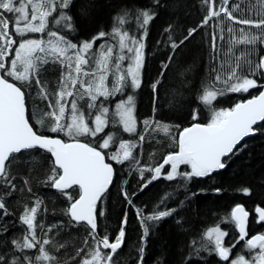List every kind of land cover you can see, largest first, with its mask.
Instances as JSON below:
<instances>
[{
    "label": "trees",
    "instance_id": "trees-1",
    "mask_svg": "<svg viewBox=\"0 0 264 264\" xmlns=\"http://www.w3.org/2000/svg\"><path fill=\"white\" fill-rule=\"evenodd\" d=\"M56 4V10L48 16L45 32H30L27 37L46 36L52 31L80 45L83 41H91L100 32H105L108 35L95 40L93 51L99 54L112 48V58L108 62L107 79L111 83L109 90L115 79L113 73L116 57L121 54L126 57L120 62L121 70H126L133 56L127 48L121 52L120 33L127 32L129 37L136 39L143 37L145 70L142 85L146 84L150 89L149 110L144 114L143 121L140 120L139 113L136 114V136L132 137L122 130L118 132L130 143L127 160L123 163L112 161L108 150H104L107 160L114 166V178L97 206L103 215L97 216L98 230L95 235L99 238L107 234L112 242L118 235V230L123 227L122 220L126 217L127 221L123 246L113 255L111 264H141V248L142 264H229V261H224L210 250L212 246L209 245L207 230L219 226L228 233V239H235L239 232L231 220V210L237 204L244 205L249 212L259 206L264 207V122L255 128L252 137L224 160V168L215 170L208 176L185 179L177 175L173 180H168L166 172L169 165H166L162 175L141 191L143 181L140 170L157 166L169 152L175 151L178 134L183 128L194 122L207 124L215 111L233 108L238 102L261 91L264 74L258 72L255 76L249 75L247 61L260 63L264 57V44L259 39L255 44L236 41L242 39L241 29L244 34L262 36L264 29L241 25L237 21L264 19V0H228L226 5L221 4V0H214L211 5L213 11L221 6L226 7L234 19L230 20L222 12L199 27L182 44L180 41L187 36L188 30L203 24L208 15L209 4L205 0H158V3L155 0H73L63 11L72 18L75 31L64 27L63 21L60 24L55 22L60 19L62 11L59 0H56ZM82 8L87 11V15H81ZM141 10H150L154 14V18L143 28L140 26L141 21L136 19V14ZM125 11L127 16H124ZM37 21L40 22L39 19ZM114 27L120 28V33L113 34ZM229 27L233 30L231 33L228 32ZM221 32L223 40L220 39ZM213 33L217 36L215 50L211 44ZM173 43L179 46L173 48ZM36 53L37 51L34 57ZM68 55L73 56L71 50ZM237 61L244 69L237 74L257 79V87L247 92H231L226 85L215 80L217 74L221 81L226 79L230 67ZM67 63L65 60L62 65L56 55L48 50L40 59L34 60L35 68L30 73L31 87L22 90L25 91L28 118L37 132L71 140L63 133L44 131L56 125L51 113L55 110L56 115H59L56 101L59 93L65 90L62 84H69L68 91L72 88L66 80L69 75ZM74 68L73 60L72 77L76 78ZM0 74L5 75L2 70ZM101 74L103 73H96L97 76ZM37 75L39 84L35 83ZM5 78L19 87L23 83L11 77ZM233 82L235 81H229ZM129 83L125 71L123 90L109 96L106 101L104 97L98 98L97 105L103 101L104 106L109 109L108 125L96 137H80V140L95 146L101 144L110 132H117L116 126L120 128V124L116 105L128 96H133ZM165 83L168 87L162 109L159 93ZM154 84L158 94V109L152 119ZM76 89L77 94L84 93L79 83ZM204 91L217 93L210 104L200 99ZM65 100V114L60 123H64L63 120L70 114V97H65ZM65 100H61V103ZM79 100L83 102V108L89 112L92 110L87 107L90 100L86 94ZM172 100L173 104L170 103ZM193 113L196 115L195 120ZM145 121L148 122L147 126ZM167 125L173 130L170 135L164 131ZM140 135L144 136L142 141L139 139ZM6 167L15 187L13 189L11 186L0 185V199L5 203L4 211L0 212V255L6 258L19 257L22 262L27 257L31 264H81L82 260L91 259L87 253L95 246V241L89 226L74 222L67 212L70 204L78 198L80 189L73 187L62 192L49 186L47 179L54 174L53 169H57L51 154L35 148L26 150L13 154ZM178 172H190V166L181 165ZM143 174L144 180L152 175L147 170ZM29 188L31 192L28 191ZM245 188L250 190V194H244ZM122 192L128 193L131 203L126 202ZM37 200L41 203L37 208L34 231L41 244L44 240L49 241L43 245L49 257L47 260L40 258L41 245L21 251L13 243L22 245L28 228L20 218L26 208L36 206ZM169 209H175L169 216L153 221L146 219L154 211ZM145 228L148 229L147 235L144 234ZM258 228L260 232H264L263 227ZM255 230L250 221L248 231ZM80 249H84V252L78 255ZM100 252L107 255L109 251L100 246Z\"/></svg>",
    "mask_w": 264,
    "mask_h": 264
},
{
    "label": "snow or ice",
    "instance_id": "snow-or-ice-1",
    "mask_svg": "<svg viewBox=\"0 0 264 264\" xmlns=\"http://www.w3.org/2000/svg\"><path fill=\"white\" fill-rule=\"evenodd\" d=\"M158 3V0H155ZM209 4L208 15L204 18L203 24L197 28L188 30L187 36L180 41L182 44L184 40L189 39L199 27L207 24L212 17H218L222 12L226 14L227 18L234 19L232 13L227 10L226 7H218V10L213 11L211 5L214 0H205ZM31 3V0H28ZM73 0H59V7L62 10L59 20L55 22L60 24L64 22V27L75 31L72 24V18L68 16L63 10L67 9ZM228 0H221V4L226 5ZM18 0H0V70L5 75H0V185L11 186L14 189V185L11 183L9 177V171L6 167V161L10 160L13 154H18L23 150H30L34 148L47 150L53 157L54 163L58 166L57 169H53L54 174L49 176L47 183L52 188L57 190H63L71 188L73 185L79 186L80 194L79 198L71 203L70 208L67 210L71 218L79 222H87L90 226V234L95 241V246L87 253L91 259L82 260L81 264H111L113 255L117 253V250L121 248L125 232L123 228L118 230V235L112 242L109 241L108 235L97 238L95 233L97 229L96 218L98 215H103L98 211L97 202L101 200L102 195L106 192L107 187L112 183L114 170L112 163L105 162L104 150L109 148V142L112 139L109 136L103 140L102 144L90 146L88 143H81L79 137L90 136L95 137L98 133H101L107 126V119L104 117L108 113V107L104 106V102H100L97 105L99 97H104L105 101L109 96L116 92H121L125 87V71L130 81L128 86L132 88H139L141 84L140 70L143 66V37L136 39L129 37L127 32L120 33V28H113V34L120 33V49L121 52L127 48L128 52L133 54L132 61L128 65L126 70H121L120 62L126 59L124 55H118L114 65V82L112 89L109 90L107 86L108 78V62L112 58V48L109 47L106 52H100L99 54L92 52L93 44L95 40L105 37V32H100L96 37H93L91 41H83L80 45L72 43L63 36H59L57 32H48L50 39L48 40L49 51L56 55L57 60L63 65L65 60L68 62L67 67L69 69V75L66 80L70 82L71 87L76 89L77 83L84 90V93L78 94L79 99L84 98V94H87L90 102L87 107L89 109H96L99 114H95L93 117L94 127H90L84 118L83 112H78V106L76 99L72 100L71 109V122L68 124L60 123L64 117L66 100L65 97H73V91L62 90L59 93V99L56 104L59 106V115H55V110L51 113L55 117L56 125L50 129L52 133H65L73 142H65L64 140L52 136H46L38 134L33 130V127L26 118L25 112V91L22 88L27 89L31 87L30 73L34 70V60L40 59V57H34L33 53L39 50L40 53L46 52V48L42 47L45 43L43 39H23L15 50V59L10 61V64L6 67L5 55L12 51V45L16 43L15 40L8 33V20L5 18V14H15L13 23L17 25L14 31L21 37L26 33H43L46 29L47 17L56 10V0H45L44 7H47L48 11H40L42 5L37 4L33 7V15L31 20L38 19L36 12H40L39 24L25 23L23 28L18 25L29 20V14L27 11V5L24 0H19V6H17ZM81 15H87L85 9L80 10ZM127 11L124 12V16H127ZM154 18V14L150 10H141L136 14V19L141 21L140 26L143 28ZM119 19V18H118ZM241 25L254 26L257 29H264V19L255 21L253 19H242L237 21ZM233 30L228 28V32ZM242 33V39L236 41L237 43L255 44L259 39L264 44V33L261 37L250 36ZM146 35V32H145ZM51 38H56L55 42ZM220 39L223 40V32L220 34ZM217 36L212 34L211 44L212 48H216ZM127 41V42H126ZM131 44V46H129ZM173 48L179 45L173 43ZM69 50L72 51L73 56H69ZM92 57L93 64L90 69L85 66H89V58ZM63 58V59H61ZM73 60L75 63L76 78L72 77ZM47 62V61H44ZM18 64L22 65V71L18 70ZM247 71L251 76H255L258 72L264 74V57L261 58L260 63H253L247 61ZM166 68L167 65H164ZM244 69L239 63L229 69V75L226 79L221 81L219 74L215 76L216 81H220L227 86V90L231 92H247L249 89L257 87V79L248 78L247 75H238V72H243ZM101 72L102 75L97 76L96 73ZM7 77H14L16 81L23 82L20 87L14 82H9ZM91 77L88 81L80 79V77ZM235 81L229 83V81ZM35 83L39 84L38 75L35 79ZM157 83H159L157 81ZM155 84L153 88H155ZM68 83H63L62 88L67 89ZM222 94V93H221ZM217 93L214 91H204L200 97L202 102L210 104L212 100L216 98ZM61 100H65L61 103ZM116 115L119 116L120 121L123 124L124 131L132 133L135 131L136 121L133 115L134 112V98L128 96L127 100H121L117 105ZM88 115L92 117V112ZM196 115L193 113V119ZM258 122H264V91L247 102L237 103L233 108L220 109L215 111L212 115L211 121L207 124L193 123L191 127H185L179 134V138L176 142L178 151L169 152L163 159V163L158 166L149 167L147 169L140 170V178L143 181L141 184V191L146 188L153 180L159 178L162 175V170L165 165H170L171 170L167 172L166 179L173 180L177 175L184 177L185 179H191L192 177H205L215 170L222 169L226 165L222 162V159L234 154V150H237V145L242 139L250 134H254V125ZM148 122L145 121L147 126ZM166 130V129H165ZM139 139H144L143 135H140ZM120 148L124 149L125 144L121 143ZM130 152L125 150L123 157L119 158L117 155H112L111 160L117 163H123L129 158ZM181 165L190 166V172H178ZM150 172L151 179L144 180V171ZM27 184V181H25ZM31 192V189H28ZM217 191H220L217 189ZM244 194H250V190L245 188ZM126 202L131 203L128 198L127 192H122ZM40 201L35 202L36 206L30 209L26 208L24 214L20 218L22 223L27 225L28 234L23 238V243L16 244L17 248L21 251L24 249H35L37 245L39 247V254L42 260L49 259L48 254L43 247L44 244H48V240L41 241L36 239L35 236V216L37 208L40 206ZM5 209V203L3 199H0V212ZM175 209H169L164 211H154L152 214L147 215L146 219L149 221L159 220L163 217L171 215ZM258 213L260 221H264V208L257 207L255 209ZM7 214V213H4ZM249 213L244 209L242 205L237 204L231 210V220L234 222L235 227L238 229L239 237L230 246H225L224 238L228 235L226 231L221 230L219 226L211 227L207 230V237L209 245H211V251H214L224 261H229V256L232 249L236 247L240 241H245L248 237L247 221ZM126 217L122 220V223H126ZM148 229H144V234L147 235ZM103 249L109 250L107 255H102L100 252V246ZM245 247L250 253H254L251 259H245L242 254H237L235 259L230 261V264H264V233L253 235L246 239ZM258 250V251H256ZM199 252V249L196 250ZM84 252V249L78 250V255ZM140 261L142 264L143 248L140 249ZM0 264H31L29 258L24 257L23 262L19 257L6 258L0 255Z\"/></svg>",
    "mask_w": 264,
    "mask_h": 264
},
{
    "label": "rangeland",
    "instance_id": "rangeland-1",
    "mask_svg": "<svg viewBox=\"0 0 264 264\" xmlns=\"http://www.w3.org/2000/svg\"><path fill=\"white\" fill-rule=\"evenodd\" d=\"M37 4H40V5H42V7L40 8V11H48L49 9L47 8V7H44L43 5L45 4V0H31V3H30V5H31V11H30V17H29V20L26 22V23H32V24H38L39 22L37 21V20H35V21H32L31 20V16L33 15V11H32V9H33V7L35 6V5H37ZM36 15H37V17H38V19H39V15H40V12L38 11V12H36L35 13ZM47 19H48V17H47ZM46 23H47V20H46ZM25 26V24H22V25H19L18 27H20V28H23ZM29 33V32H28ZM25 39H43L44 40V44L42 45V47H45L46 48V52L48 51V49H49V45H48V40L50 39V37H48V35H46V36H28L27 38H25ZM55 39L56 38H54V39H52L54 42H55ZM93 48H94V44H93ZM93 48H92V52H95V51H93ZM18 49V48H17ZM70 51V50H69ZM39 52V50H37V53ZM37 53H36V55H35V57H40L39 55H37ZM69 53V52H68ZM96 53V52H95ZM33 56H34V53H33ZM15 59V58H14ZM93 59L94 58H92V57H90L89 58V66H85V67H88L89 69H90V66L93 64ZM145 66L143 65L142 66V68H141V70H140V79H141V84H140V87L139 88H132L131 87V90L134 92L133 93V98H134V112H133V115H134V117L136 116V114L137 113H139V116H140V120H144L145 119V113L146 112H148V110H149V100H150V89H149V87L145 84V85H142V80H143V77H144V70H145V68H144ZM18 70L19 71H22L23 69H22V65H20V64H18ZM102 75V74H101ZM82 77V79H84L85 81H88L89 79H91V77H83V76H81ZM11 78H13V79H15L14 77H11ZM107 86H108V88L109 87H111V83L108 81V79H107ZM167 87H168V84L167 83H165L163 86H162V88H161V90H160V93H159V100H160V102H161V108L163 109V107H164V104H165V102H166V90H167ZM64 91H68L67 89H65ZM69 91H73L74 92V96L73 97H70V103H69V109H70V114L68 115V117L67 118H65L64 120H63V122L64 123H62V124H68V123H70L71 122V115H72V109H71V103H72V100L73 99H76V102H77V106H78V112H77V114L79 115V113L80 112H83V114H84V118H85V120H86V122L89 124V126L90 127H94V124H93V117H94V115L95 114H99L97 111H94L93 109L90 111V112H92V117H90L89 115H88V113H89V111L88 110H86L85 108H83V102L81 101V100H79V99H77V96H78V94H77V89H73V88H71V89H69ZM86 96H87V94H86ZM131 96V95H130ZM157 96H158V94H157V92H156V89L154 88L153 89V101H152V103H151V113H152V119L154 118V115H155V113H156V111H157V109H158V107H157ZM125 100H127V98L125 99ZM118 102V101H117ZM116 102V103H117ZM170 103H172L173 104V100L172 101H170ZM118 104V103H117ZM107 107V106H106ZM55 115H56V113H55ZM105 119H107V121L109 120V115H107L106 114V116L104 117ZM61 121H62V119H61ZM118 121H119V124H120V128H119V126L117 125L116 126V129H117V132H110L109 134H108V136L107 137H105L104 139H107L109 136H111L112 137V139L110 140V142H109V148L107 149L108 150V153H109V158H111V156L112 155H117L119 158H122L123 157V152L125 151V150H128V151H130V148H129V142L127 141V139L124 137V136H121L120 134L121 133H118V132H120L121 130L122 131H124V129H123V124H122V122L120 121V118H118ZM135 121H136V127H135V131L134 132H132V133H129V134H134V133H136L138 130V128H137V126H138V121L136 120V118H135ZM109 122V121H108ZM107 125H108V123H107ZM168 127H170V126H168L167 125V128H166V130L164 129V131L165 132H167V133H169V135L171 134V131H173L172 130V128H168ZM106 128V127H105ZM104 128V129H105ZM170 129V130H169ZM44 131H49L50 132V129H45ZM125 133H126V131H124ZM123 133V132H122ZM64 135H65V137L67 138V139H71V138H69L65 133H63ZM99 134V133H98ZM97 134V135H98ZM96 135V136H97ZM95 136V137H96ZM81 137H90V136H81ZM80 138V137H79ZM119 138L120 139H122V140H119ZM174 141H173V143H175V141H176V136L174 135ZM118 140H119V143L117 144V142H118ZM177 140H178V137H177ZM103 143V141L101 142V144ZM121 143H124L125 144V148L124 149H121L120 148V144ZM114 147H116V148H114ZM171 170V168H170V165L168 166V170H167V172H169ZM148 172V171H147ZM167 172H166V174H167ZM148 173H150V172H148ZM221 230H223V231H225L224 229H221ZM256 251H258V250H256ZM254 255V253H251V257L250 258H247V259H251L252 258V256ZM235 257L236 256H234V258L233 259H235Z\"/></svg>",
    "mask_w": 264,
    "mask_h": 264
},
{
    "label": "flooded vegetation",
    "instance_id": "flooded-vegetation-1",
    "mask_svg": "<svg viewBox=\"0 0 264 264\" xmlns=\"http://www.w3.org/2000/svg\"><path fill=\"white\" fill-rule=\"evenodd\" d=\"M24 3L27 5V11H28V14H29V17H30V11H31V5L30 3H28V0H24ZM17 6H19V0H18V4ZM5 18L8 20V23H9V26H8V33L9 35L12 37L13 40L16 41L15 44L12 45V51L10 53H6L5 55V64H6V67L10 64V61L12 59L15 58V50L18 48L19 46V43L27 38V34L29 33H26L24 36H20L19 34H17L15 31H14V28L17 27V25H15L13 23V20L15 18V14H5ZM26 22L25 21H22L19 25H22V24H25ZM18 25V26H19ZM138 130V129H137ZM137 132L134 133V134H131L132 137L136 136ZM177 150V147L176 149ZM160 164V163H159ZM158 164V165H159ZM157 165V166H158ZM163 171V170H162ZM145 175V174H143ZM149 179H151V176H149ZM264 208V207H263ZM256 209V208H255ZM255 209L252 211V212H248L250 213L249 215V220H248V224L250 221H252V224L253 226H255V231H252V232H249L248 231V237L247 238H250L251 236L255 235V234H258V233H264V232H260V230H258L259 226L260 227H263L264 229V221H260L258 222L259 220V217H258V214L256 213ZM247 230H248V227H247ZM258 230V231H257ZM239 235L236 236L235 239H228V235L224 238V244L225 246H230L232 243H234L237 239H238ZM246 238V239H247ZM246 239L245 241H240L239 244L236 245L235 248L232 249V252L229 256V264H230V261L234 258V256H236L237 254H242L245 259L247 258H250L251 257V253L249 252V250L245 247V244H246Z\"/></svg>",
    "mask_w": 264,
    "mask_h": 264
},
{
    "label": "water",
    "instance_id": "water-1",
    "mask_svg": "<svg viewBox=\"0 0 264 264\" xmlns=\"http://www.w3.org/2000/svg\"><path fill=\"white\" fill-rule=\"evenodd\" d=\"M1 75V74H0ZM10 82V81H9ZM18 86V85H17ZM19 87V86H18ZM23 91V90H22ZM262 91H264V86H263V88L261 89V91L260 92H262ZM260 92L258 93V94H256V95H254V96H252V97H249V98H247V99H245V100H242V101H240V102H238V103H244V102H247L248 100H250V99H252V98H254V97H256V96H258L259 94H260ZM24 101H25V97H24ZM25 109H26V112H25V115H26V118H28V114H27V108H26V105H25ZM28 120H29V118H28ZM29 123L31 124V122H30V120H29ZM194 123H199V122H194ZM260 123H262V122H258L256 125H254L253 127H254V129L260 124ZM193 124V123H192ZM192 124H190V125H188L187 127H191L192 126ZM199 124H204V123H199ZM31 126L33 127V125L31 124ZM33 130L34 131H37L34 127H33ZM182 131V130H181ZM180 131V132H181ZM180 132H179V134H180ZM38 134H41V133H39L38 132ZM179 134H178V138H179ZM43 135H46V136H52V137H54V138H56V137H58V138H60V139H62V140H64L63 138H61V137H59V136H55V135H49V134H43ZM254 134H250V135H248V136H246V137H244L243 139H242V141L237 145V148L245 141V140H247L248 138H250V137H252ZM80 140V139H79ZM66 143L67 142H73L72 141V139L71 140H64ZM80 142L81 143H87L86 141H84V140H80ZM89 144V143H88ZM90 146H93V145H91L90 144ZM35 149H39V148H35ZM40 150H43V151H45V152H48L47 150H44V149H40ZM24 151H26V150H23V151H21V152H24ZM177 151H178V149H177ZM236 150H234V152H235ZM49 153V152H48ZM50 154V153H49ZM105 154V153H104ZM231 155V154H230ZM229 155V156H230ZM52 156V155H51ZM229 156H227V157H229ZM166 157V156H165ZM164 157V158H165ZM227 157H225V158H223L222 159V162H224V160L227 158ZM11 158V157H10ZM52 158H53V161H54V157L52 156ZM105 162L106 163H111V162H109L108 160H107V157H106V155H105ZM7 163H8V161H6V165H7ZM161 163H163V160H162V162ZM55 164V163H54ZM113 165V164H112ZM56 166V165H55ZM57 168H58V166H56ZM113 170H114V166H113ZM113 178H114V175H113ZM112 182H113V180H112ZM112 184V183H111ZM111 184L107 187V190L110 188V186H111ZM73 187H78L79 188V186H77V185H73L71 188H73ZM71 188H69V189H65V190H63V191H67V190H70ZM57 190V189H56ZM107 190H106V192H107ZM61 191V190H60ZM105 192V193H106ZM104 193V194H105ZM104 194L102 195V197L104 196ZM102 197H101V199H102ZM78 198H79V196H78ZM77 198V199H78ZM75 201V200H74ZM73 201V202H74ZM101 201V200H100ZM100 201H98L97 202V206H98V204L100 203ZM72 202V203H73ZM71 205V204H70ZM239 205H242V204H239ZM243 207H244V205H242ZM259 207H261V206H259ZM69 208H70V206H69ZM263 208V207H262ZM245 209V208H244ZM246 210V209H245ZM247 211V210H246ZM248 212V211H247ZM249 213V212H248ZM258 214V213H257ZM249 215H250V213H249ZM69 216H70V214H69ZM70 218H71V216H70ZM72 219V218H71ZM73 220V219H72ZM248 220H249V216H248ZM74 221V220H73ZM75 222V221H74ZM77 223V222H76ZM79 223H85L87 226H89L88 224H87V222H79ZM96 223H97V229H96V233L95 234H97V230H98V220H97V218H96ZM247 227H248V221H247ZM89 228H90V226H89ZM123 230H124V232H125V228H126V223H123ZM258 234H261V233H258ZM258 234H255V235H258ZM124 239H125V236H124V238H123V243H124ZM110 241V240H109ZM111 242V241H110ZM123 243H122V246H123ZM122 246H121V248H122ZM101 248L103 249V247H102V245H101ZM120 248V249H121ZM105 250V249H104ZM119 250V249H118ZM105 251H109V250H105Z\"/></svg>",
    "mask_w": 264,
    "mask_h": 264
},
{
    "label": "bare ground",
    "instance_id": "bare-ground-1",
    "mask_svg": "<svg viewBox=\"0 0 264 264\" xmlns=\"http://www.w3.org/2000/svg\"><path fill=\"white\" fill-rule=\"evenodd\" d=\"M244 208H245V206H244ZM246 209V208H245ZM247 210V209H246Z\"/></svg>",
    "mask_w": 264,
    "mask_h": 264
}]
</instances>
